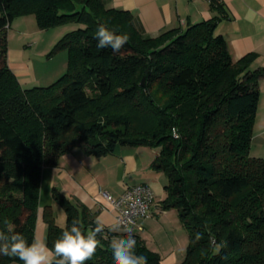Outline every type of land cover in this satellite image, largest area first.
Here are the masks:
<instances>
[{"label": "trees", "instance_id": "16d2710c", "mask_svg": "<svg viewBox=\"0 0 264 264\" xmlns=\"http://www.w3.org/2000/svg\"><path fill=\"white\" fill-rule=\"evenodd\" d=\"M211 3L216 16L145 36L131 12L103 0H0V229L7 220L31 243L43 168L75 147L101 157L146 145L159 148L152 167L167 175L160 207L176 208L189 234L177 264H264V157L250 153L264 66L251 68L255 52L233 59L216 32L229 10ZM22 14L42 29L73 25L50 52L67 51V71L47 86L26 87L10 66L7 28ZM100 23L129 36L119 53L97 47ZM52 195L67 222L45 208L50 248L74 219L95 227L96 212L57 187ZM133 234L136 253L162 264ZM122 235L106 227L86 264H114L108 245Z\"/></svg>", "mask_w": 264, "mask_h": 264}, {"label": "crops", "instance_id": "0c3cea01", "mask_svg": "<svg viewBox=\"0 0 264 264\" xmlns=\"http://www.w3.org/2000/svg\"><path fill=\"white\" fill-rule=\"evenodd\" d=\"M222 1L227 6L230 17L218 20L216 32L227 40L233 59L238 60L250 52H255L257 57L251 68L264 66V0ZM103 2L107 7L131 12L135 26L145 36H155L162 30L173 27L186 28L189 24L219 14L213 8L211 0H103ZM9 63L17 76L19 75V79L27 73L23 67H28L27 63L18 64L10 61ZM260 92L252 144L257 142V146L262 150V154L254 155L264 157V77L260 80ZM159 151V148L152 146L118 144L113 153L97 157L82 147H75L62 155L58 164L45 166L41 177L35 238L47 243L48 224L44 217L47 207L53 210L60 226L66 225L67 219L63 209L53 198V187H57L75 201L85 204L96 212V219L99 218L108 226L116 224V217L115 211L102 194L103 191L118 197L131 185L148 183L159 196V200L154 202H158L155 205L161 212L160 202L165 196L163 189L167 181H164L160 171L152 167V162ZM162 181L165 182L164 186ZM157 210L152 207L151 213L159 215ZM154 250L158 251L156 248ZM159 253L161 254V251ZM175 260L176 256H171L166 263L171 264ZM8 264L22 262L12 261Z\"/></svg>", "mask_w": 264, "mask_h": 264}, {"label": "rangeland", "instance_id": "374dc122", "mask_svg": "<svg viewBox=\"0 0 264 264\" xmlns=\"http://www.w3.org/2000/svg\"><path fill=\"white\" fill-rule=\"evenodd\" d=\"M71 29H73V25L71 24L42 29L34 14H22L14 17L7 28L8 60L18 64H28V67L23 66L24 70H27V73H24L20 79L26 87L35 85L47 86L67 71V51H59L52 55L50 52L60 37ZM175 137L178 136L175 134ZM257 144V142L251 144L250 153L252 155L262 154V150L259 149ZM160 174L166 182L167 175L162 171H160ZM164 183L162 181L163 186ZM163 192L165 198L167 193L166 191ZM155 200L158 201L159 196L156 195ZM157 203L154 202L152 204L150 213L152 207L154 210H157V205H155ZM63 212L66 218V213L64 210ZM143 221L146 228L141 232L142 236L151 249L156 248L159 252L161 251L164 264H167L166 261L171 256H176V260L171 264L179 263L184 259L189 243V234L180 220L176 208L163 210L159 212V215L152 212Z\"/></svg>", "mask_w": 264, "mask_h": 264}, {"label": "clouds", "instance_id": "9594fccd", "mask_svg": "<svg viewBox=\"0 0 264 264\" xmlns=\"http://www.w3.org/2000/svg\"><path fill=\"white\" fill-rule=\"evenodd\" d=\"M95 39L98 48H111L113 53H119L127 44L129 36L117 34L100 23L96 28ZM3 224L4 228L0 229V256L16 258L22 264H86L101 246V239L98 237L102 236L106 227L125 233L113 238L108 245L114 264H148L145 255L136 253L137 240L133 228L123 222L108 226L97 218L95 227L85 232L80 221L74 219L51 248L45 241L37 238L29 243L22 233L13 230L7 220ZM200 239L201 234L196 233L195 241ZM210 245L218 247L214 238H210Z\"/></svg>", "mask_w": 264, "mask_h": 264}, {"label": "built area", "instance_id": "2783aa9c", "mask_svg": "<svg viewBox=\"0 0 264 264\" xmlns=\"http://www.w3.org/2000/svg\"><path fill=\"white\" fill-rule=\"evenodd\" d=\"M175 134L179 136L177 132ZM102 194L115 211L116 223L127 224L133 228L134 233L145 230L143 220L151 215V206L155 200V193L148 183L131 185L118 197L108 191H103Z\"/></svg>", "mask_w": 264, "mask_h": 264}, {"label": "water", "instance_id": "95a60500", "mask_svg": "<svg viewBox=\"0 0 264 264\" xmlns=\"http://www.w3.org/2000/svg\"><path fill=\"white\" fill-rule=\"evenodd\" d=\"M110 30H112V31H114V32H117V29L114 28V27H111ZM144 79H145V78H143V82H144Z\"/></svg>", "mask_w": 264, "mask_h": 264}]
</instances>
